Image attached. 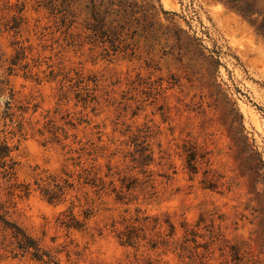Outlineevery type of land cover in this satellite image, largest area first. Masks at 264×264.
<instances>
[{
  "label": "rangeland",
  "instance_id": "rangeland-1",
  "mask_svg": "<svg viewBox=\"0 0 264 264\" xmlns=\"http://www.w3.org/2000/svg\"><path fill=\"white\" fill-rule=\"evenodd\" d=\"M3 130L56 264H264V0H0ZM12 228L0 264H45Z\"/></svg>",
  "mask_w": 264,
  "mask_h": 264
},
{
  "label": "trees",
  "instance_id": "trees-1",
  "mask_svg": "<svg viewBox=\"0 0 264 264\" xmlns=\"http://www.w3.org/2000/svg\"><path fill=\"white\" fill-rule=\"evenodd\" d=\"M23 48H19L16 56L11 59V65L9 68L12 70L16 65H21V60L23 59L24 52ZM28 64L21 65L23 68H27ZM10 103L8 105V109H10ZM7 115L9 118L13 117V113L8 112ZM6 134L3 136L0 134V175L5 179L11 181L13 179L16 180L18 168L20 162L16 159L14 153L18 150L19 145L12 142V138L17 135V132L14 130H3ZM10 135V136H8ZM19 140V138H18ZM151 155L141 154L134 159L143 165H148L151 162ZM13 186L20 187L23 186L21 183H14ZM40 190L45 198H47L50 202L59 201L64 193V188L61 186H57V189L47 188L45 186H40ZM21 191L24 192L25 195L30 193V184H27L25 188H21ZM8 209L5 204L0 201V222L3 223L7 227H13V237L15 239L16 248L21 252H28L32 255L33 258L39 260L45 264H56L55 260H53L52 256L47 253L40 244L29 234H27L20 226L17 224L11 223L7 219Z\"/></svg>",
  "mask_w": 264,
  "mask_h": 264
}]
</instances>
